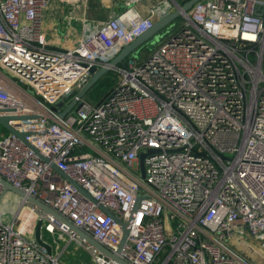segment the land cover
Masks as SVG:
<instances>
[{
    "label": "built area",
    "instance_id": "1",
    "mask_svg": "<svg viewBox=\"0 0 264 264\" xmlns=\"http://www.w3.org/2000/svg\"><path fill=\"white\" fill-rule=\"evenodd\" d=\"M51 1L0 0V109L39 114L11 123L35 131L27 139L49 159L5 134L0 176L114 252L120 225L61 173L124 221L140 196L119 253L131 264H254L257 250L264 264V0H199L172 40L115 66L125 45L181 3L162 0L147 15L127 7L58 47L44 34ZM104 66L115 84L96 102L78 98L91 69ZM73 98L63 118L50 109ZM26 208L30 230L21 229ZM40 218L48 244L44 233H59L94 264H118L12 192L0 202V264H66L36 241Z\"/></svg>",
    "mask_w": 264,
    "mask_h": 264
},
{
    "label": "water",
    "instance_id": "2",
    "mask_svg": "<svg viewBox=\"0 0 264 264\" xmlns=\"http://www.w3.org/2000/svg\"><path fill=\"white\" fill-rule=\"evenodd\" d=\"M199 0H186L182 4H178V8H176L174 11L169 12L159 18H157L153 25L145 30L143 33L138 35L131 43L125 45L122 50L116 55V57L110 62V65L115 66L119 64L124 58H126L128 55L133 54L136 52V50L146 44L150 39H154L158 36V34H164L166 33V37H168L169 40H172L171 33L173 29H175L174 21L179 16H182L183 13L187 14L188 11L192 8L193 4L196 3ZM110 66H104L100 67L99 69L92 68V76L88 83L77 93V97L81 98L83 97L87 91L95 85V83L109 72ZM77 103V98H73L70 103L64 104L63 101L56 103L55 105L50 106V109L52 111L57 112L59 109L58 117L63 118ZM13 109H0V125L6 129L8 133H12L14 136L18 137L23 143H25L27 146H29L31 149H33L40 157L46 161H49V159L44 156L41 151L35 147L28 139L27 136L29 135H36L37 133L35 131H20L18 130L11 122H21L24 120H30V119H37L39 118V114L33 113V114H10L6 112H11ZM150 152H155V150H150ZM144 157L145 154H140V166L142 171V176L144 177ZM53 167L61 172L55 164H53ZM63 174L74 186L77 187V189L82 193V195L91 200L93 203H96L98 207L107 215L112 217L121 227L122 236L120 239V243L117 247V250L111 251L110 248L106 247L104 244L96 240L90 233L84 231L81 227L75 225L71 220H69L67 217L62 215L58 210L52 208L48 204L44 203L42 200L38 199L37 197L27 194L24 190L20 189L19 187H16L15 185L11 184L7 180H5L3 177L0 176V184L2 185V191L0 193V202L4 195L7 192H12L16 194L17 196L23 198L28 203L32 204L39 210H42L44 215H51L56 221L59 223H63L71 229L72 232L78 235V241L82 242L85 241L91 246L95 247L96 250L100 253L105 255L107 258L113 259V261H116L118 264H131L126 259L122 258L119 253L122 251L130 233L132 220L134 218V215L137 211L139 202L141 197L137 196L135 203L133 205L130 217L127 221L122 220L119 218L115 212L110 210L109 208L105 207L104 205L97 202V200L89 193L87 190H85L83 187H81L80 184H78L75 180H73L68 175ZM42 219H38L35 224L34 229V235L36 241L43 247L46 248L48 252H51V246L46 241H44L41 237V229H42Z\"/></svg>",
    "mask_w": 264,
    "mask_h": 264
},
{
    "label": "crops",
    "instance_id": "3",
    "mask_svg": "<svg viewBox=\"0 0 264 264\" xmlns=\"http://www.w3.org/2000/svg\"><path fill=\"white\" fill-rule=\"evenodd\" d=\"M161 2L162 0H72L69 3H61L52 0L44 12L45 38L54 46L71 47L79 37V30L84 27L96 28L118 16L127 7L147 15L150 6ZM176 8L174 3L170 12ZM159 17L161 16L154 19ZM254 242L250 239V243ZM252 262L258 263L256 260Z\"/></svg>",
    "mask_w": 264,
    "mask_h": 264
},
{
    "label": "rangeland",
    "instance_id": "4",
    "mask_svg": "<svg viewBox=\"0 0 264 264\" xmlns=\"http://www.w3.org/2000/svg\"><path fill=\"white\" fill-rule=\"evenodd\" d=\"M177 1V0H176ZM174 25L177 26L174 31H176L178 28L182 27L185 25V20L182 16H179L177 19L174 21ZM164 34H158V36L154 39H150L146 44L143 46L139 47L136 52L133 53L135 57L138 59L142 60L146 58L153 50H155L161 40L164 38ZM115 84V78L113 75L109 76L108 81L100 86V94L97 95H90L86 94L85 99L93 102H96L97 100H100L104 95L105 91L113 86ZM4 133L0 132V137ZM10 199H14L13 197ZM5 206V205H4ZM6 208V206L4 207ZM30 210L29 208H26ZM35 218L34 212L30 210ZM9 217V216H8ZM45 239L50 243L53 244L55 251H59L61 253L62 259L66 264H94L92 262V255L87 252L81 245L72 243L68 237L65 235H59V233H56L55 235H49L44 233ZM245 242H249V237L248 236H243V239ZM244 247V246H242ZM61 249V250H60ZM262 254V251L257 250L253 254L254 260L257 262L262 260V257L260 256Z\"/></svg>",
    "mask_w": 264,
    "mask_h": 264
},
{
    "label": "trees",
    "instance_id": "5",
    "mask_svg": "<svg viewBox=\"0 0 264 264\" xmlns=\"http://www.w3.org/2000/svg\"><path fill=\"white\" fill-rule=\"evenodd\" d=\"M186 0H177V2L179 3H184ZM112 74L110 72L106 73L105 75H103L102 77H100V79L95 83V85H93L88 91L86 94H90V95H99L100 94V86L105 84L108 79H109V76H111ZM0 132L1 133H4L3 135L5 134H8V132L6 131V129H4L1 125H0ZM2 135V136H3ZM1 136V137H2Z\"/></svg>",
    "mask_w": 264,
    "mask_h": 264
},
{
    "label": "bare ground",
    "instance_id": "6",
    "mask_svg": "<svg viewBox=\"0 0 264 264\" xmlns=\"http://www.w3.org/2000/svg\"><path fill=\"white\" fill-rule=\"evenodd\" d=\"M23 212H24V216H23L24 221L21 225V227H22L21 229L24 228V230H30V228L33 225L34 216H33L32 212L28 209H25Z\"/></svg>",
    "mask_w": 264,
    "mask_h": 264
}]
</instances>
